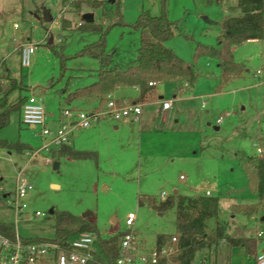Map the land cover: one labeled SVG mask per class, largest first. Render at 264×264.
I'll list each match as a JSON object with an SVG mask.
<instances>
[{"label":"rangeland","instance_id":"374dc122","mask_svg":"<svg viewBox=\"0 0 264 264\" xmlns=\"http://www.w3.org/2000/svg\"><path fill=\"white\" fill-rule=\"evenodd\" d=\"M236 4L237 0H169L167 14L177 27L165 44L194 64L199 76L190 85L176 79L159 82L154 97L143 101L141 121L107 118L91 128H73L69 142L79 150L96 151L97 160L63 156L55 168L54 161L40 162V158L57 156L58 146L44 149L39 157L0 147V223L13 226L24 238H58L55 210L79 216L90 212L83 218L94 223L106 239L123 231L128 213L135 212L138 239L152 249L158 233H176V208L160 215L149 203L140 204L139 196L160 201L162 192L171 195L174 189L180 195L210 189L220 199L218 220L230 223L231 233L251 236L257 245L258 240L262 242L264 202L260 203L250 185L245 165L250 156H262L257 153L260 142L264 147V40L233 47L235 61L245 71L228 82L222 79L216 57L196 54L198 44L218 45L223 20L240 13L230 11ZM46 10L52 14L50 22L44 19ZM147 10L161 14V0H103L100 8L86 0H67L65 4L63 0H0V98L14 88L7 96L9 107L35 94L43 98L47 112L55 118L62 108L92 110L94 104L67 100L69 92L96 81L103 67L99 59L81 54L98 40L99 32L80 28L90 19L107 26L122 18V24L111 27L106 45L108 52H115L111 66L123 70L139 57L141 32L133 24ZM63 19L67 20L65 28ZM16 23L19 28L14 27ZM29 42L37 44V50L31 65L22 67L20 50ZM107 94L92 98L99 97L105 105ZM139 95L140 90L133 87L114 92L119 99ZM163 100L174 103L160 114ZM17 107L9 124L0 129V139L42 147L41 129L21 124L23 102ZM53 118L49 115L48 125L55 127ZM259 137L263 138L259 141ZM19 179L34 186L23 199L28 204L23 212L7 203ZM235 205L248 210L255 205L257 211L248 214ZM216 221H208L209 229ZM259 232H263L260 239ZM212 247L197 252L193 263L202 264L210 256L204 264H255V256L227 244L217 248L216 263ZM263 248L264 244L259 250Z\"/></svg>","mask_w":264,"mask_h":264},{"label":"trees","instance_id":"16d2710c","mask_svg":"<svg viewBox=\"0 0 264 264\" xmlns=\"http://www.w3.org/2000/svg\"><path fill=\"white\" fill-rule=\"evenodd\" d=\"M93 7H102L103 0H86ZM213 1V0H211ZM67 0H63L65 4ZM169 0H161L162 12L154 15L148 10L140 13L133 26L141 32V49L139 57L135 64L128 68L119 70L114 69L112 65L115 52L107 51V34L111 27L116 24H122L121 18L114 23L104 26L94 21H86L80 28L85 31L99 32L97 41L88 44L81 54H87L99 59L103 67L98 71V79L93 83L79 87L75 91L68 93L67 100L87 96L105 95L110 91L121 86H137L141 89V98L152 89L150 81L159 82L181 79L189 85L193 84L199 76V71L194 64L185 61L177 55L166 42L175 34L176 23L169 19L167 14V5ZM119 5V3H117ZM239 10V14H229L222 22V30L218 37L217 46H208L198 44L196 54H209L219 60L222 67V79L228 82L232 77L241 76L245 70L244 66L235 61L233 47L240 45L248 40H264V0H237V4L230 7V11ZM117 11L121 16L120 8ZM63 19V27L66 24ZM156 84V85H157ZM15 89L5 91L0 98V129L6 127L10 122L11 113L18 110V104L26 101L21 98L18 103L9 107L7 96L13 93ZM0 147L15 149L18 152L32 150L27 143L9 142L0 139ZM264 150V147H263ZM57 155H68L74 159H95L98 154L96 151H85L73 148L68 144H62L56 149ZM249 164L245 165L249 183L257 191L260 203L264 202V153L262 156H250ZM149 203L158 211H166L170 208H176V233H159L156 238L157 247L162 246L173 236L178 238V252L172 256L174 264H191L195 260L197 252L204 248L219 246L224 240L230 246H242L247 253L255 254L257 251L256 239L240 233H229V226L226 222L218 220L220 199L219 197L207 194H196L194 196L171 194L165 200L158 201L155 197L139 196V203ZM236 210L243 209L250 214L256 211V206L251 209L247 207L234 206ZM57 216L58 238L66 237L77 231L97 230L96 225L87 221L82 216L75 215L66 210H55ZM211 218H217L216 224L209 229L207 221ZM8 232H14L11 225H4ZM121 234H116L103 240L106 248L113 253L117 252Z\"/></svg>","mask_w":264,"mask_h":264},{"label":"built area","instance_id":"2783aa9c","mask_svg":"<svg viewBox=\"0 0 264 264\" xmlns=\"http://www.w3.org/2000/svg\"><path fill=\"white\" fill-rule=\"evenodd\" d=\"M15 27H19V24H15ZM36 50L37 44L31 42L21 47L22 67L31 65ZM156 84L153 81L149 82L151 86ZM173 103V100H163L161 103L162 111L170 110ZM143 110V101L115 98L114 93L109 92L103 109L62 108L59 118L60 124L58 127L52 128L48 125L49 115L43 98L32 94L27 97L23 104L21 120L27 126L41 129L40 134L44 144L32 153L33 156L39 157L44 149L49 150L54 145L68 144V135L75 127L87 128L107 118L115 121L126 119L133 122L141 121ZM257 153L263 155L264 150L261 146H258ZM40 159L41 162L44 160L53 161L49 156ZM181 178L184 176L182 175ZM33 189L32 183L23 179L17 180L15 191L7 202L8 205L19 212H23L28 206L23 199ZM207 194L210 195V192L208 191ZM161 197L165 200L168 195L162 192ZM36 215H41V212L36 211ZM136 219L137 214L135 212L128 213L125 220L126 228L121 232L119 231L121 236L116 253L105 247L104 239L97 230L77 231L63 238L29 239L22 237L16 231L8 232L4 224L0 223V264H171L172 256L179 250L177 236H173L171 240L160 247L143 248L135 230ZM262 235L263 232H259L257 234L258 239ZM258 242L260 241L258 240ZM206 262L207 257H204L201 263ZM254 263L264 264V249L255 256Z\"/></svg>","mask_w":264,"mask_h":264},{"label":"crops","instance_id":"0c3cea01","mask_svg":"<svg viewBox=\"0 0 264 264\" xmlns=\"http://www.w3.org/2000/svg\"><path fill=\"white\" fill-rule=\"evenodd\" d=\"M50 13V12H49ZM37 16V18L39 19L40 18V16L39 15H36ZM50 16H51V19L53 18L52 17V14L50 13ZM45 19V18H44ZM45 21L46 22H50V21H47L46 19H45ZM94 21V20H93ZM16 24H18V23H16ZM15 27V26H14ZM15 28H19V27H15ZM252 40H260V39H252ZM249 41V40H248ZM52 43H53V41H52ZM5 60V59H4ZM6 61V60H5ZM245 71V70H244ZM243 74H244V72H243ZM242 74V75H243ZM241 75V76H242ZM176 80H179V81H182L181 79H176ZM156 86L157 85H154V86H152V89L150 90V91H148L147 93H146V95L143 97V98H141V89L139 88V87H133V86H121V87H118V88H116L115 90H113V93L114 92H117V91H119V89H123V88H126V87H133V88H137V89H139L140 90V95H139V97L137 98V99H132V98H129L130 100H133V101H146V100H148V99H151V98H153L154 97V95L156 94ZM105 96V95H104ZM92 97H94V96H87V97H81V98H78V99H80L81 101H84V102H86V103H88V104H94V108L92 109V110H96V109H98V108H102V106L104 105V104H102V102H101V100H100V98L99 97H97V99L95 100L94 98H92ZM99 98V99H98ZM164 97L162 96V95H160L159 96V99L160 100H162ZM105 102H106V100H105ZM104 107H105V105H104ZM103 107V108H104ZM102 108V109H103ZM143 112H144V110H143ZM21 117H20V123L21 124H23L22 123V120H21V118H22V110H21ZM159 113L161 114L162 113V109L159 111ZM167 113V112H166ZM48 115H51V116H53L54 118L52 119V121L53 122H56V124H57V126H55V127H52V128H56V127H58V125L60 124V120H59V118H60V115H59V117L58 118H55V114L54 113H48ZM162 116V115H161ZM103 120V119H102ZM101 121V120H100ZM99 121V122H100ZM49 124V123H48ZM96 124V123H95ZM95 124H93V125H95ZM25 125V124H24ZM93 125H91L90 127H87V128H91ZM29 127H31V128H37V127H34V126H29ZM116 128H118L117 126H115ZM86 129V128H85ZM216 129L217 130H219V126H216ZM260 138H263V137H259L258 139H259V141H260ZM68 145H70V146H72L73 148H75L74 146H73V144L71 143V142H69L68 143ZM31 146V145H30ZM258 146H261L262 148H263V146H262V144H261V142H260V144L258 145ZM8 149V148H7ZM38 149V148H37ZM75 149H77V148H75ZM12 150V149H11ZM36 149H34V148H32V150H30V151H25V152H18V153H26V152H28V153H33L34 151H35ZM79 150V149H78ZM9 153H11V152H9ZM47 154H48V152H47ZM55 155H57V154H55ZM63 156H68V155H63ZM63 156H60V155H57V156H53V157H51L52 158V160L54 161V165H55V162L56 161H58L59 162V166L61 165V162L59 161L60 160V158H62ZM50 157V156H49ZM68 157H70V156H68ZM72 158V157H71ZM74 159V158H73ZM40 162H41V160H40ZM58 166V167H59ZM210 192V195H212V191L210 190V189H207V190H205L204 192H202V193H197V194H207V192ZM162 194V193H161ZM174 194H179V190L178 189H174ZM168 196H169V194H167ZM194 195H196V194H194ZM194 195H187V196H194ZM161 200H163V199H161ZM242 208H244V207H242ZM158 211V210H157ZM167 211V210H166ZM257 211V210H256ZM256 211H254V212H256ZM165 211H159V214L160 215H162L163 213H164ZM253 212V213H254ZM176 216H177V214H176ZM210 220V219H209ZM208 220V221H209ZM113 221L114 222H116V218L115 217H113ZM208 221H207V223H208ZM262 224H264V215H263V217H262ZM224 222H226V221H224ZM257 222V221H256ZM227 224H228V222H226ZM229 225H230V223H229ZM228 225V226H229ZM246 225V224H245ZM208 226H209V224H208ZM215 226V225H214ZM214 226H212L211 227V229L214 227ZM243 226V225H242ZM247 226H249V225H247ZM231 227V226H230ZM229 227V229H228V231H229V233H231L232 232V230H231V228ZM239 228V227H238ZM114 234H115V232H114ZM159 234V233H158ZM157 234V235H158ZM165 234H167V233H165ZM156 238H157V236H156ZM143 241V242H142ZM141 245H142V247L143 248H146V245L144 244V240L143 239H141ZM225 242V241H224ZM222 243L221 242V244L220 245H229L227 242H225V243ZM264 244V240H262V242L260 241L259 242V244L257 245V251H256V253L255 254H250V255H253V256H256L259 252H260V247L262 246ZM219 245V246H220ZM219 246H217V247H214L215 248V251H216V263H217V261H218V253H217V251H218V247ZM230 246V245H229ZM155 247H157V244L153 247V248H155ZM230 247H240V248H242V249H245L244 247H242V246H230ZM213 248V247H212ZM212 248H210V249H212ZM264 249V248H263ZM262 249V250H263ZM207 257V261L209 260V258H210V256H205V258ZM254 259H255V257H254Z\"/></svg>","mask_w":264,"mask_h":264},{"label":"water","instance_id":"95a60500","mask_svg":"<svg viewBox=\"0 0 264 264\" xmlns=\"http://www.w3.org/2000/svg\"><path fill=\"white\" fill-rule=\"evenodd\" d=\"M44 18H45L47 21H50V20H51V16H50V13H49L48 10H46V11L44 12ZM88 21H93V20L90 19V20H88ZM50 43H52V41H50ZM58 166H59V162L56 161L54 167H55V168H58ZM88 214H91V213H90V212H86V213L83 214L82 217H86Z\"/></svg>","mask_w":264,"mask_h":264}]
</instances>
